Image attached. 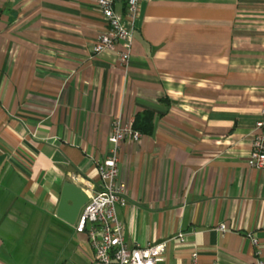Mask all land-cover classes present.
<instances>
[{
	"label": "crops",
	"instance_id": "obj_1",
	"mask_svg": "<svg viewBox=\"0 0 264 264\" xmlns=\"http://www.w3.org/2000/svg\"><path fill=\"white\" fill-rule=\"evenodd\" d=\"M106 27L97 0H0V264H29L49 231L67 236L57 264H91L57 215L63 184L100 190L114 120L146 110L153 132L119 150L125 240L165 241L156 264H254L253 234L264 261V167L248 163L264 0H140L128 66L92 52Z\"/></svg>",
	"mask_w": 264,
	"mask_h": 264
},
{
	"label": "built area",
	"instance_id": "obj_2",
	"mask_svg": "<svg viewBox=\"0 0 264 264\" xmlns=\"http://www.w3.org/2000/svg\"><path fill=\"white\" fill-rule=\"evenodd\" d=\"M97 4L107 27L98 36L92 52L99 54L113 51L118 60L128 66L140 0H126L125 17L116 11V0H97ZM260 110L261 119L256 123L257 132L248 158L249 165L258 168L264 167V96ZM133 122L123 123L120 116L114 120L108 152L97 163L102 187L89 195L75 223L76 231L87 235L93 249L91 264H156L167 247L165 241L130 245L124 238V224L118 216V206L128 203V183L119 177L120 145L124 141L137 142L142 136V132L134 128ZM221 228L225 229L224 225ZM183 236L184 233L179 234V238ZM250 236L257 247L254 264H264L258 249V238L253 234Z\"/></svg>",
	"mask_w": 264,
	"mask_h": 264
},
{
	"label": "water",
	"instance_id": "obj_3",
	"mask_svg": "<svg viewBox=\"0 0 264 264\" xmlns=\"http://www.w3.org/2000/svg\"><path fill=\"white\" fill-rule=\"evenodd\" d=\"M88 200L89 195L82 187L73 181H65L57 208V215L73 225Z\"/></svg>",
	"mask_w": 264,
	"mask_h": 264
},
{
	"label": "rangeland",
	"instance_id": "obj_4",
	"mask_svg": "<svg viewBox=\"0 0 264 264\" xmlns=\"http://www.w3.org/2000/svg\"><path fill=\"white\" fill-rule=\"evenodd\" d=\"M56 233V234H54ZM44 244H42L40 251L37 253V257L31 258L29 264H57V256L62 248L64 250L63 241L67 239L66 234L49 231L44 237ZM66 252H64L65 254ZM39 254V255H38ZM70 260V259H69ZM71 261V262H70ZM60 264H80L70 260Z\"/></svg>",
	"mask_w": 264,
	"mask_h": 264
},
{
	"label": "trees",
	"instance_id": "obj_5",
	"mask_svg": "<svg viewBox=\"0 0 264 264\" xmlns=\"http://www.w3.org/2000/svg\"><path fill=\"white\" fill-rule=\"evenodd\" d=\"M133 126L142 133H152L154 130V113L146 110L142 114L136 115Z\"/></svg>",
	"mask_w": 264,
	"mask_h": 264
}]
</instances>
